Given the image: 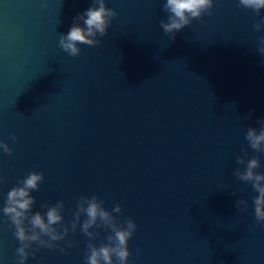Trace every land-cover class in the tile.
Returning a JSON list of instances; mask_svg holds the SVG:
<instances>
[{"label":"water","instance_id":"95a60500","mask_svg":"<svg viewBox=\"0 0 264 264\" xmlns=\"http://www.w3.org/2000/svg\"><path fill=\"white\" fill-rule=\"evenodd\" d=\"M93 2L0 0V140L14 149L0 150V264H17L19 246L7 193L32 171L44 173L33 211L64 200L63 223L82 195L123 205L114 215L138 225L130 264H264L258 193L233 175L242 148L264 172V153L245 139L264 119V31L254 27L264 9L216 0L172 40L166 0H106L118 13L108 34L72 57L59 35ZM66 239V252L44 247L26 264H85L88 237L78 228Z\"/></svg>","mask_w":264,"mask_h":264},{"label":"clouds","instance_id":"9594fccd","mask_svg":"<svg viewBox=\"0 0 264 264\" xmlns=\"http://www.w3.org/2000/svg\"><path fill=\"white\" fill-rule=\"evenodd\" d=\"M239 5L251 9L259 14L264 9V0H238ZM216 0H166L163 5L168 13L167 19L161 21L163 32L174 40L176 33L190 25L194 19L202 18L206 13L212 14ZM118 15L115 8L109 7L106 0H94L93 6L79 14L67 34L59 35L58 46L72 57L78 56L82 49L80 45L95 46L101 43L97 36L108 34L109 26L114 17ZM82 22V23H81ZM83 25V26H82ZM256 31H264V17L254 25ZM259 52L264 55V36L259 37ZM246 116L245 119H249ZM260 128L249 127L245 134L248 146L259 153H264V119L259 121ZM11 139L15 142L18 138L12 133ZM0 150L13 155L14 149L5 140H0ZM242 155L237 157V164L233 175L239 180L250 182L253 190L258 195L253 197L254 215L257 222L264 224V172H258L261 161L258 156L248 157L247 148H242ZM44 173L32 171L22 178L8 193L2 211L13 235L19 242L15 249L17 264H26L30 256L44 247L59 249L66 252L73 247L75 242L66 239L70 233L77 229L88 237L87 253L84 257L85 264H130L132 255L129 247L130 239L137 231L135 219L121 217L114 213H121L123 205L117 203L111 210L104 207V200L98 195H82L77 198V206L70 225L63 223L64 200L52 204L44 202L41 209L33 211L36 197L31 195L38 190ZM3 179L0 178V183ZM226 188V186H225ZM233 195L236 191H233ZM248 201L241 197L236 201V206H247ZM82 217L83 220H82ZM82 221V222H81ZM108 230L105 242L96 243L100 235L99 229ZM65 241L64 244L58 242ZM35 246V247H34ZM141 249L137 247L139 253ZM0 259H3L2 242H0Z\"/></svg>","mask_w":264,"mask_h":264}]
</instances>
